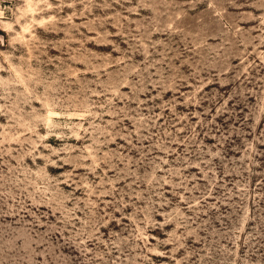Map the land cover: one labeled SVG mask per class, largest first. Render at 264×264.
Listing matches in <instances>:
<instances>
[{
	"label": "rangeland",
	"instance_id": "374dc122",
	"mask_svg": "<svg viewBox=\"0 0 264 264\" xmlns=\"http://www.w3.org/2000/svg\"><path fill=\"white\" fill-rule=\"evenodd\" d=\"M0 264H264V0H0Z\"/></svg>",
	"mask_w": 264,
	"mask_h": 264
}]
</instances>
